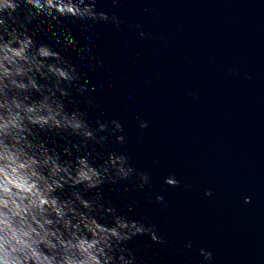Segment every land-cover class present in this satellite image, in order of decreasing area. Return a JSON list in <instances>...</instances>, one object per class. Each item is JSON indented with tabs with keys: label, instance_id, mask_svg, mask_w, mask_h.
<instances>
[{
	"label": "water",
	"instance_id": "obj_1",
	"mask_svg": "<svg viewBox=\"0 0 264 264\" xmlns=\"http://www.w3.org/2000/svg\"><path fill=\"white\" fill-rule=\"evenodd\" d=\"M95 9L119 23L70 24L67 46L87 53L77 66L90 121L117 120L126 140L108 146L149 176L142 190L105 189L168 242L135 238L140 264H203L201 248L207 264H264V0H96ZM170 175L177 187L164 183Z\"/></svg>",
	"mask_w": 264,
	"mask_h": 264
},
{
	"label": "clouds",
	"instance_id": "obj_2",
	"mask_svg": "<svg viewBox=\"0 0 264 264\" xmlns=\"http://www.w3.org/2000/svg\"><path fill=\"white\" fill-rule=\"evenodd\" d=\"M95 3L0 0V264H140L143 249L129 247L135 238L168 243L105 192L121 182L142 190L149 176L108 146L126 140L117 120L89 119L95 104L77 66L87 53L67 45L70 24L87 31L86 22L119 23ZM164 183L179 182L170 175ZM123 207L131 213L135 201ZM199 255L203 264L212 259L203 248Z\"/></svg>",
	"mask_w": 264,
	"mask_h": 264
}]
</instances>
